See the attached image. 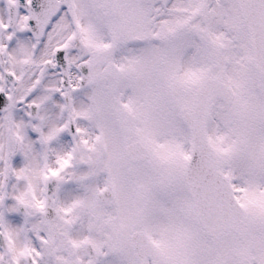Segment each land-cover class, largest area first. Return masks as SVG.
I'll list each match as a JSON object with an SVG mask.
<instances>
[{"label":"snow or ice","instance_id":"obj_1","mask_svg":"<svg viewBox=\"0 0 264 264\" xmlns=\"http://www.w3.org/2000/svg\"><path fill=\"white\" fill-rule=\"evenodd\" d=\"M0 264H264V0H0Z\"/></svg>","mask_w":264,"mask_h":264}]
</instances>
